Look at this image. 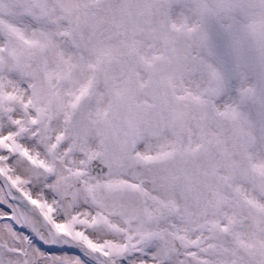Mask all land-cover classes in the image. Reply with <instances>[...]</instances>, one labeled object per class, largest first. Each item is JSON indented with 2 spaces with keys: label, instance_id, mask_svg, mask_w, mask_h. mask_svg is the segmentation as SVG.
Listing matches in <instances>:
<instances>
[{
  "label": "snow or ice",
  "instance_id": "6c2138e0",
  "mask_svg": "<svg viewBox=\"0 0 264 264\" xmlns=\"http://www.w3.org/2000/svg\"><path fill=\"white\" fill-rule=\"evenodd\" d=\"M0 264H264V0H0Z\"/></svg>",
  "mask_w": 264,
  "mask_h": 264
}]
</instances>
